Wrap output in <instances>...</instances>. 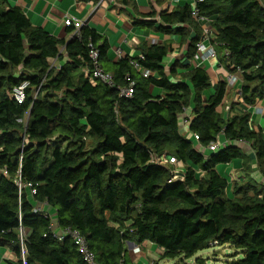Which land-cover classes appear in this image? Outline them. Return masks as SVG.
Returning <instances> with one entry per match:
<instances>
[{
	"label": "trees",
	"instance_id": "obj_1",
	"mask_svg": "<svg viewBox=\"0 0 264 264\" xmlns=\"http://www.w3.org/2000/svg\"><path fill=\"white\" fill-rule=\"evenodd\" d=\"M194 7L211 19L218 65L240 77L238 100L226 115L222 105L232 89L226 75L212 82L205 65L190 63L202 39L191 3L159 14L156 29L178 34L185 45L182 59L165 67L172 49L167 42L140 43L142 57L112 61L107 41L97 43L92 28L81 26L65 41L0 0V247L13 251L0 264H21L19 226L26 230V264H86L69 236L52 234L50 216L35 209L43 202L59 227L85 237L98 264H130L125 241L131 238L154 243L159 259L182 260L228 245L238 257L223 264H264V183L249 176L251 159L235 143L249 145L264 178V130L253 126L248 109L264 103V0H198ZM89 44L113 86L84 75L91 66ZM23 81L25 99L18 103L10 92ZM129 81L131 95L120 96L119 87ZM187 107L197 141L179 129V113ZM220 132L231 142L208 154L196 149ZM152 153L174 156L183 177L168 181L171 165L151 162ZM233 159H241L247 179L231 182L228 195L229 181L216 166ZM17 174L31 182L33 195L27 188L19 195ZM194 260L203 264L202 257Z\"/></svg>",
	"mask_w": 264,
	"mask_h": 264
},
{
	"label": "crops",
	"instance_id": "obj_2",
	"mask_svg": "<svg viewBox=\"0 0 264 264\" xmlns=\"http://www.w3.org/2000/svg\"><path fill=\"white\" fill-rule=\"evenodd\" d=\"M6 2L7 5L20 7L33 25L40 26L53 36L62 38L65 41L72 36L73 28L66 27L63 20L66 17L80 20L82 22L81 26L92 28L99 36L97 43H100L103 39L107 41V56L112 61L124 55H136L140 43L167 42L172 48L163 60L165 67H167L174 59L180 60L185 49V45L181 46L179 44L180 36L178 34H165L157 30L156 27L160 12H169L188 3L189 0H6ZM151 12L153 15L149 16ZM147 19L154 20L155 23L152 27L140 24L141 20ZM59 49L64 52L63 46H60ZM50 60L55 62L54 58H50L49 62ZM216 64H218L217 59L204 62L206 70L208 67L215 73L219 68H222V66H216ZM155 90L157 93L160 92L159 89ZM226 99H224V107L231 102H235L231 95L228 100ZM236 106L237 104L234 105V108ZM256 107H261L262 112L255 111L254 108H248L253 126L257 128L258 125L264 130V103L260 102ZM223 114H228L225 109H223ZM179 129L181 134L184 135L180 127ZM242 149L246 156L251 159L249 176L257 182L264 183V178L259 174L256 167L254 152L250 147H243ZM232 161H235V164ZM232 161L224 165L227 170L226 177L229 181L228 192L230 191L231 182L242 183L247 179L245 171L241 168V159ZM180 165L178 163V166ZM216 168L218 169V165ZM198 172L202 174L201 171ZM45 210L49 213L52 211L51 214L54 216L55 211L50 206L46 205ZM134 240V238H131L125 241L126 251L136 249L133 252L135 255L133 256L134 261L131 260L129 263L157 264L160 248L150 241L138 243L135 240V242H132ZM138 247L141 248L142 255L140 257L137 255ZM11 255V258H13V251L9 247H0V262Z\"/></svg>",
	"mask_w": 264,
	"mask_h": 264
},
{
	"label": "built area",
	"instance_id": "obj_3",
	"mask_svg": "<svg viewBox=\"0 0 264 264\" xmlns=\"http://www.w3.org/2000/svg\"><path fill=\"white\" fill-rule=\"evenodd\" d=\"M196 1L198 0H189V2L192 5V10L191 14L195 19H198L201 21V30H202V39L199 40L196 43V53L193 56V58L190 60V63L194 66L197 65H204L205 61L209 60H216L217 59V52L215 50L214 44L210 42L211 38V26L210 22L211 19L199 15L197 9L194 7ZM63 23L66 27H72L73 32L72 35H78L79 34V27L81 26L82 22L77 19H73L70 17H66L63 20ZM89 50H88V56L91 61V66L89 68L84 67L83 68V73L87 78H89L90 81H95V82H102L107 84L108 86H113L114 81L112 78V75L110 72L106 71L100 64L98 60V49L96 47H93L91 44H89ZM139 57H142L141 53H138ZM182 59V58H181ZM195 60V62H194ZM131 64L134 67L138 68V62L136 60H131ZM216 66H219L216 64ZM143 75L148 74L147 69H143ZM226 79V85L231 89H234V94L233 97L236 98V96H239L238 93V85L240 83V77L238 72L237 73H226L225 76ZM132 82L129 81L128 84L120 86L119 87V95L123 97H128L131 95L133 89H132ZM27 86V82L23 81L19 83L18 85L14 86L10 92V96L16 100L18 103H21L25 99V87ZM36 93V92H35ZM240 108V107H239ZM249 108H254L255 111L262 112L261 107L257 108L255 105L250 106ZM225 111L227 113H231L228 109V106L224 107ZM179 127L182 130V133L184 136L191 137L193 138L194 141L198 140V135L196 133L190 132L188 129V124L192 118V115L190 113L189 108H183L182 112L179 113ZM21 120V119H19ZM0 129V133H1ZM231 141L223 138L222 132L216 135L215 139L210 141L206 146H201L199 143H196L195 147L197 150H200L202 153L208 154L210 152H214L217 148L225 146L226 144L230 143ZM236 145L243 148L244 144H247L243 140H236L235 141ZM150 161L155 162L158 164H169L171 165L170 167V173L171 177L168 181L175 179V178H182L183 174L180 175V169L182 168V164L178 162V160L174 156H170L167 154H154L152 153L150 155ZM178 163H180L181 167L178 166ZM1 172L4 175H7V171L5 169H1ZM183 173V172H182ZM13 182L16 184L18 188V193L20 195L21 191L23 188L29 189V194L33 195L35 193V189L33 188V185L31 182H23L20 179L19 174H17L13 178ZM46 202L36 204L35 209L44 214V215H49L50 216V223H49V228L52 232V234L58 239L62 240L64 236H69L70 239L73 241L75 244L78 252L81 255L82 260L86 264H98V262L95 259V255L91 249H89L87 245V241L85 237L80 234V232L76 228H70V227H59L57 225V221L53 218L52 214H50L48 211L45 210ZM17 242H18V248H19V255L18 259L21 261V264H26V248H25V240H26V230L19 226L18 227V234H17ZM149 264H154V263H149Z\"/></svg>",
	"mask_w": 264,
	"mask_h": 264
},
{
	"label": "rangeland",
	"instance_id": "obj_4",
	"mask_svg": "<svg viewBox=\"0 0 264 264\" xmlns=\"http://www.w3.org/2000/svg\"><path fill=\"white\" fill-rule=\"evenodd\" d=\"M215 50L218 52V48L215 46ZM219 53V52H218ZM220 55V54H219ZM195 62V60H194ZM50 64H55L57 65V62H52V60H50ZM212 68V67H211ZM207 71L212 79V82H214L216 80V74L219 78L221 77H224L226 75V71L223 69V68H219L216 73L214 71H212L210 68L207 67ZM156 88H153L151 87V90L155 91ZM231 93V94H230ZM227 99L228 100L230 98V95L232 97L233 100L237 101L238 100V96H236V98L233 97L232 94H234V89H231L230 91H228L227 93ZM230 94V95H229ZM228 102V101H227ZM226 102V103H227ZM260 104V102L258 101L256 104H254L255 106H258ZM225 105V104H224ZM224 105H222V109H224ZM228 108L229 107V104H227ZM230 111V109H228ZM244 147L245 148H249V145L248 144H244ZM235 160V159H233ZM233 164H235V161H232ZM225 164L224 163H219L218 164V171L223 174V175H226V168L224 166ZM182 170L183 169H180V175L182 174ZM229 187V185H227V188ZM228 195H229V192L227 191ZM52 212V211H51ZM50 212V214H51ZM53 213V212H52ZM54 218V216H53ZM132 242H135L132 241ZM136 251V249L134 250H131V249H128L126 251V259L127 261H131L133 260L134 261V257L135 256L133 254V252ZM137 255L140 257L142 255L141 253V248L138 247L137 248ZM235 254V255H234ZM6 256H8V254H6ZM196 256H199V257H202L203 258V264H223L224 263V260H231V259H236L238 256L236 255V250L233 248V247H230L228 245H212V246H209L207 248H204L202 250H199L194 256L192 257H189V258H186V259H182V260H179L178 258H175L173 260L171 259H159L157 261V264H201L199 262H196L194 260V258ZM12 255L9 257L11 258ZM143 262V261H142ZM155 264V263H154Z\"/></svg>",
	"mask_w": 264,
	"mask_h": 264
}]
</instances>
